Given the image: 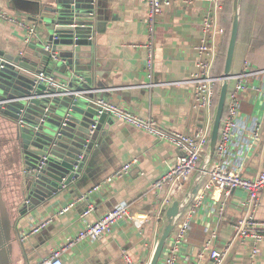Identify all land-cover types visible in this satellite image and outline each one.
Returning <instances> with one entry per match:
<instances>
[{"label":"crops","instance_id":"1","mask_svg":"<svg viewBox=\"0 0 264 264\" xmlns=\"http://www.w3.org/2000/svg\"><path fill=\"white\" fill-rule=\"evenodd\" d=\"M91 2L93 60L110 88L104 100L139 117L152 118L163 128L175 132L193 133L209 125L211 111L192 106L190 86L184 83L193 70V47L198 42L200 21L208 4L202 1L186 7L173 4L156 18L149 32L148 9L142 0ZM253 4L254 0L252 10H246L238 40L240 9L232 74L241 69L244 61L258 70L264 69V0H255V6ZM32 7L29 2L0 0L1 12L26 19ZM223 9L224 1L217 15L219 25ZM37 24L36 38L42 39L44 35ZM24 33L23 28L0 18V54L16 56L23 51ZM222 37L218 38V49ZM150 41L153 72L152 79L148 80L144 45ZM37 69L52 74L54 70L43 64ZM228 87H232V82ZM240 112L227 153L222 158L213 157L211 163L218 162L230 170L238 168L243 177L254 178L260 170L264 145V73L248 78L247 90L240 96ZM253 122L260 124L258 140L251 136ZM0 130V193L3 201L12 206L11 216L15 220V229L10 228L9 240L5 243L9 253L0 249L3 251L0 264H37L58 250L67 237L76 235L86 223L96 221L117 206H125L130 214H147L149 218L140 228L127 219L120 220L98 240H81L62 251L61 260L64 264H124L121 253L126 252L131 259L149 264L158 240L164 197L163 192L158 193L151 184L175 165L177 151L169 142L113 120L109 131L103 133L99 147L88 154L79 179L18 215L13 207L18 199L19 151L9 142L15 136L14 126L0 120ZM99 130L97 135L101 136L102 129ZM130 161L133 164L125 176L104 182ZM98 185L97 190H92ZM187 187L188 184L185 189ZM244 198L245 193L240 189L231 191L227 198L219 190H209L201 204L194 208L175 264H206V252L201 258L198 256L206 241H210L212 249H227L223 264H264V241L251 261L253 242L236 238L233 233V225L242 215L240 203ZM69 203H74L73 207L58 214V210ZM89 207L91 210L82 217ZM256 218L264 221V188ZM40 222L45 226L39 232L20 241L22 232ZM165 255L164 247L158 264H162Z\"/></svg>","mask_w":264,"mask_h":264},{"label":"water","instance_id":"2","mask_svg":"<svg viewBox=\"0 0 264 264\" xmlns=\"http://www.w3.org/2000/svg\"><path fill=\"white\" fill-rule=\"evenodd\" d=\"M29 2L33 6L29 17L31 22L40 26L42 39L35 38L16 56L21 63L12 61L10 56L0 54V110L13 105L18 109L19 122L16 123L0 111V118L14 125L15 140L19 151L20 178L18 199L14 209L23 215L39 201H46L58 191L68 187L79 179L90 152L99 147L103 133L109 131L113 120L101 110L99 100H104L108 87L107 79L99 75L98 64L93 60V41L91 27L93 24L91 0H17ZM242 0H231L230 30L224 58L223 71L217 87V102L212 111L208 130V143L202 153L197 170L192 175L187 189L179 198H172L164 206L161 226L156 246L149 264H158L161 253L179 218L192 203L200 189L206 172L214 157L218 133L223 116L228 82L232 75V63L237 42L239 16ZM28 19V18H27ZM50 47V51L46 49ZM47 53L57 54L58 61H49L58 72L63 88L70 93L52 99L43 106L44 114L26 119L29 105H40L46 99L35 98L44 94L45 85L36 82L35 74L41 64L48 67L44 60ZM13 57V56H12ZM4 63L15 69V75L4 72ZM18 84V85H17ZM15 87L21 90V96L11 98ZM48 107L47 110L45 108ZM62 109L63 116L57 117L55 111ZM50 119V122H47ZM20 123V124H19ZM48 124V125H47ZM26 128L30 138L21 135ZM102 129L101 136L97 133ZM26 145L35 147L38 152L25 153ZM1 189V182H0ZM34 200V201H33ZM0 210H5L0 193ZM15 229V223L13 224ZM10 223L1 221L0 249H4L9 240ZM9 247V246H8ZM9 253V252H8ZM3 251L0 252L2 256Z\"/></svg>","mask_w":264,"mask_h":264},{"label":"built area","instance_id":"3","mask_svg":"<svg viewBox=\"0 0 264 264\" xmlns=\"http://www.w3.org/2000/svg\"><path fill=\"white\" fill-rule=\"evenodd\" d=\"M148 9V30L151 32L152 24L156 18L164 11L165 8L173 4L186 7L197 1L206 2L207 10L203 14L199 26V38L194 45L193 70L189 74L186 82L190 86L189 98L192 106L210 112L213 110L215 92L217 96V87L220 77L214 76L212 71L218 53V38L223 36L224 29L219 25L217 20L218 12L222 8L223 0H142ZM0 18L12 24L23 28L25 47L32 42L37 34V26L34 22L26 21L20 15L8 14L0 11ZM151 34V33H150ZM146 57L144 67L148 80L152 79L153 69V49L152 42L144 45ZM50 51V47L46 46ZM51 59L58 61V56L52 53ZM263 70L256 69L250 62L244 61L241 69L231 75L229 82L232 87L226 96L225 108L221 118L217 144L214 151V158H222L228 151L230 142L234 136V130L238 127L240 118V96L247 90V81L250 76L260 75ZM36 82L45 85L44 94L35 97L46 99L49 102L57 97H62L70 92L63 88V84L52 73L45 69H40L35 74ZM146 86H151L147 84ZM48 102V103H49ZM99 108L116 121L140 129L151 136L169 142L177 151L175 165L168 169L164 174L155 178L151 184L152 189L158 193L163 192V208L172 198H179L185 192L186 185L189 183L192 175L197 170L203 151L208 143L209 125L201 127L193 133L175 132L160 126L152 118H142L134 115L125 108L114 105L106 100L98 101ZM48 107L45 108L47 110ZM212 117V116H211ZM210 117V121H211ZM254 127L251 136L258 140L259 127L258 122H253ZM20 124V123H19ZM133 162L124 163L119 169L106 177L104 182L110 183L112 180L120 179L130 170ZM100 185L95 186L92 190H97ZM264 188V145L262 163L258 174L254 178L243 177L239 169L230 170L226 166L213 162L210 164L205 179L194 197L192 203L184 214L177 221L175 228L165 245L166 255L162 259V264H175L178 252L186 239V233L189 228L190 217L194 208L199 206L209 190H219L224 198H227L231 191L240 189L245 193V198L241 201L242 215L233 225V233L236 238L241 240H251L253 247L250 252L251 261L256 258L259 252V245L264 241V221L256 218V211L260 204V193ZM91 191V190H90ZM74 203H69L58 210V214H63L72 208ZM223 206V204H221ZM91 208H87L81 214L85 217ZM163 211V209H162ZM163 213V212H162ZM162 217V216H161ZM147 214H130L125 206H117L103 214L94 222H89L79 230V232L67 237L65 242L58 250L37 264H64L60 258V253L73 246L81 240L95 241L102 235L109 233L116 223L120 220L127 219L137 228H140L147 220ZM45 226L44 222L32 226L28 231L20 234V241L25 240L29 235L39 232ZM227 249L216 250L210 246V241L204 242L198 256L201 258L204 253L207 254L206 264H223L224 256ZM124 264H145L142 261L133 260L126 252L121 253ZM198 264V263H196Z\"/></svg>","mask_w":264,"mask_h":264},{"label":"rangeland","instance_id":"4","mask_svg":"<svg viewBox=\"0 0 264 264\" xmlns=\"http://www.w3.org/2000/svg\"><path fill=\"white\" fill-rule=\"evenodd\" d=\"M28 19L30 20L31 18L28 17ZM47 56H48V58L46 60H44V64L47 63L49 68L54 69V66L51 63H49V61H52L51 58H50V54L47 53ZM9 58L12 61H15L16 63H21L22 62V61L19 60V58H16L14 56L13 57L10 56ZM4 66H5V69L3 70L4 72L9 73L11 75H15L14 73H17V70H16V72H14L15 69L13 70V66L10 65L9 63H4ZM52 72H53V75L56 76V78L59 79V75H58V72L56 71V69H54ZM3 83L6 84V82L0 80V85H2ZM10 95H11V98H14V97H17V96H21L20 88L19 87H15L14 93L11 92ZM1 99H3V98L0 96V100ZM47 101L48 100H46L45 102H42L40 105H29L27 110H26V113H27V115H25L26 119H23V121H26V122L29 121V120L32 121V119L35 118V117H36V120H39L41 118V116L44 114L43 106L46 104ZM0 111L3 112L4 114H6V116L8 118H10L11 120H14V122H16V123L19 122L18 121L19 120L18 109L14 108L13 105H10V107H7L5 109H1ZM55 115L57 117H62L63 116V110L62 109L56 110L55 111ZM47 122H50V119H48ZM27 133H28V130L26 128L21 129V135L24 138L28 139V138H30L31 135L24 136V134H27ZM25 147H26V150H25L26 154H28V152H31V153H37L38 152V150L35 147H33V146L26 145Z\"/></svg>","mask_w":264,"mask_h":264},{"label":"trees","instance_id":"5","mask_svg":"<svg viewBox=\"0 0 264 264\" xmlns=\"http://www.w3.org/2000/svg\"><path fill=\"white\" fill-rule=\"evenodd\" d=\"M223 1H224V9L221 12V16H220V25L224 29V34H223L222 41L218 49L216 61H215L214 68L212 71L213 75L217 77H220L223 71L224 58H225V53L227 49L228 36H229V30H230V25H231L230 23L231 3H230V0H223ZM253 6H255V0H254ZM247 8L250 11L252 10V0H243L242 2L238 40L240 38L241 26L243 23L244 16L247 13L246 12ZM216 102H217V96L215 92L214 104ZM212 111L213 110H211V113Z\"/></svg>","mask_w":264,"mask_h":264},{"label":"flooded vegetation","instance_id":"6","mask_svg":"<svg viewBox=\"0 0 264 264\" xmlns=\"http://www.w3.org/2000/svg\"><path fill=\"white\" fill-rule=\"evenodd\" d=\"M0 120H3V119L0 118ZM8 123L11 124L10 122H8ZM11 125L14 126L13 124H11ZM14 133H15V130H14ZM0 135H1V130H0ZM9 142L13 143L14 147H17V141L15 140V136H14L13 140H9ZM2 202H3L5 213L3 215L1 213V210H0V224H1L2 220L5 222L8 221L10 223V228H12L13 224L15 223V222H13L14 216L13 217L11 216V213L13 212L12 206L9 203H7L6 201L4 202L3 199H2ZM15 213L18 214V212L16 211V208H15Z\"/></svg>","mask_w":264,"mask_h":264},{"label":"bare ground","instance_id":"7","mask_svg":"<svg viewBox=\"0 0 264 264\" xmlns=\"http://www.w3.org/2000/svg\"><path fill=\"white\" fill-rule=\"evenodd\" d=\"M229 83V82H228ZM167 243V242H166ZM166 245V244H165Z\"/></svg>","mask_w":264,"mask_h":264}]
</instances>
